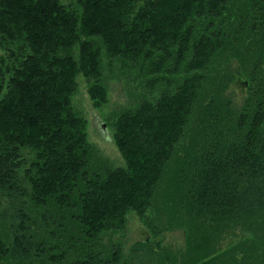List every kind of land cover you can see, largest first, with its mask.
<instances>
[{
  "label": "trees",
  "instance_id": "1",
  "mask_svg": "<svg viewBox=\"0 0 264 264\" xmlns=\"http://www.w3.org/2000/svg\"><path fill=\"white\" fill-rule=\"evenodd\" d=\"M0 51V264H264V0H0ZM78 76L128 100L103 117L121 166ZM128 212L150 238L125 253Z\"/></svg>",
  "mask_w": 264,
  "mask_h": 264
},
{
  "label": "rangeland",
  "instance_id": "2",
  "mask_svg": "<svg viewBox=\"0 0 264 264\" xmlns=\"http://www.w3.org/2000/svg\"><path fill=\"white\" fill-rule=\"evenodd\" d=\"M65 1V0H64ZM2 52L0 51V55ZM236 83V82H235ZM242 81L231 86V91L238 100L243 96ZM128 101L125 97V102ZM71 102L77 113L81 115L86 121L87 139L89 144L97 152V154L107 160L113 166L123 165L122 157L120 156L116 146L111 137V130L104 124V115L113 110L118 109L121 102L124 104V98L121 96L119 87L113 86L109 91V102L100 111L92 107L87 94V85L81 76L77 78V89L71 98ZM104 121V122H103ZM156 224V223H155ZM123 234H115L114 240H119L124 244V251L128 253V249L134 243L142 242L150 238L148 229L140 221L139 217L133 213L128 212L126 215V225ZM154 242H157L159 247L166 248L170 251L180 250L183 247V231L176 229L166 234L153 239L151 243L152 250ZM158 250V249H157ZM126 255V254H125ZM136 261V260H135ZM140 264V263H138Z\"/></svg>",
  "mask_w": 264,
  "mask_h": 264
}]
</instances>
